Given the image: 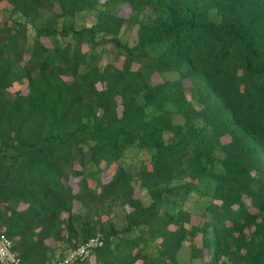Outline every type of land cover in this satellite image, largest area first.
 <instances>
[{"label":"trees","instance_id":"1","mask_svg":"<svg viewBox=\"0 0 264 264\" xmlns=\"http://www.w3.org/2000/svg\"><path fill=\"white\" fill-rule=\"evenodd\" d=\"M0 222L22 264H264V0H0Z\"/></svg>","mask_w":264,"mask_h":264},{"label":"built area","instance_id":"2","mask_svg":"<svg viewBox=\"0 0 264 264\" xmlns=\"http://www.w3.org/2000/svg\"><path fill=\"white\" fill-rule=\"evenodd\" d=\"M103 245V240L92 237L77 248L72 249L58 264H79L91 258L96 248ZM0 264H22L21 257L14 249L13 240L6 234L0 222Z\"/></svg>","mask_w":264,"mask_h":264},{"label":"rangeland","instance_id":"3","mask_svg":"<svg viewBox=\"0 0 264 264\" xmlns=\"http://www.w3.org/2000/svg\"><path fill=\"white\" fill-rule=\"evenodd\" d=\"M134 15H136V14H134ZM136 16H137V15H136ZM5 18H6V17H5ZM142 18H143V15H142V14H139V16H138V20H140V19H142ZM94 20H95V18H94L93 16H88L87 22H88V23H92V22H94ZM137 38H138L137 25L134 24V25H132V26L128 29V31H127V33H126L124 39H125V40H130V42H134V41L137 40ZM160 80H161V78H157V81H160ZM22 87L25 88V86H23V85H17V86H15V87H13L11 90H12V91H15V90H17V89H19V88H22ZM189 97H190V94H189ZM105 177H108V176H105ZM143 198H144V200H146V201L148 200V197H147V191H146V190L144 191ZM198 202H199V205H203V204L205 203V202L202 201V200H197L195 197H192V198L190 199V201L187 203V206H188L190 209H192V210H195V208L198 209V207H196V205H195V204H197ZM118 210H119V212H121V211H120V208H119ZM117 225H118L119 227H123V226L126 225V222H125V220H124V217H123V215H122V212L119 213V215H118V218H117ZM199 243H200V239L197 238L195 244H199ZM92 259H93L94 264H96V262H95V258L92 257ZM184 259L186 260L185 262H187L188 264H201V261H200L199 259H192V258H190V253H189V250H188V249H186L185 252H184Z\"/></svg>","mask_w":264,"mask_h":264}]
</instances>
